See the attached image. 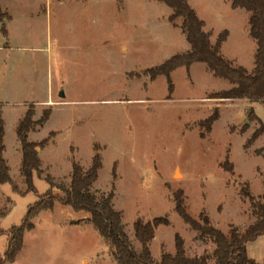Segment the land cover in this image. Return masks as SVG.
I'll return each mask as SVG.
<instances>
[{
  "label": "rangeland",
  "instance_id": "obj_1",
  "mask_svg": "<svg viewBox=\"0 0 264 264\" xmlns=\"http://www.w3.org/2000/svg\"><path fill=\"white\" fill-rule=\"evenodd\" d=\"M191 1L213 33L233 19L240 28L247 25L249 13L230 17L226 0ZM170 12L157 0H0V100H13L6 109L8 123L23 114L25 102H39L48 88L53 91L52 104L44 106L49 119L36 136L40 142L53 133L39 151L43 172L33 179L36 195L25 192L19 174L15 127L5 138L9 175L20 192L0 184V256L10 228L22 223L27 207L47 190L44 176L68 187L72 161L86 170L94 145L102 167L89 192L99 198L113 185V206L132 248L140 251L133 236L136 219H168L149 243L155 261L162 251L174 253L179 234L187 257L207 256L213 263L211 239L174 211L178 191L192 218L204 212L224 234L231 226L243 232L255 222L239 189L247 184L256 200L264 192V134L246 146L259 122L264 126V104L210 99L228 83L201 66L175 69L171 94L164 76L151 81L142 74L185 51V38L168 21ZM36 108L39 118L43 110ZM249 108L257 122L249 121ZM215 110L219 116L206 133L199 122ZM226 159L233 174L220 166ZM85 215L59 203L40 212L11 264H112ZM246 254L264 264V235L246 244Z\"/></svg>",
  "mask_w": 264,
  "mask_h": 264
},
{
  "label": "trees",
  "instance_id": "obj_2",
  "mask_svg": "<svg viewBox=\"0 0 264 264\" xmlns=\"http://www.w3.org/2000/svg\"><path fill=\"white\" fill-rule=\"evenodd\" d=\"M171 10L168 21L174 27H178L185 36L190 50L178 53L170 57L161 65L146 69L142 74L148 75L151 81L158 76H164L168 84L169 94L173 91L170 73L179 67L188 69L193 63H203L214 77L228 80L235 86L229 90L210 94V99L235 100L248 99L250 102L258 101L264 104V0H229L232 9H243L249 13V36L256 42L254 54V68L248 72L241 66L234 65L225 59L220 52L221 44L226 40V30L218 34L212 44L209 40L210 33L205 32L204 22L200 20L195 11L188 5L187 0H158ZM1 20V14H0ZM179 21V22H178ZM2 33L6 31L2 27ZM132 76L138 77L135 73ZM50 116V110L42 111L39 119L34 120L33 106H29L22 119L18 122L15 134L20 145L21 163L20 175L26 186V193L37 194L34 185V176L38 178L42 174L39 150H42L50 140L53 133L40 142L28 140L29 132L42 127ZM215 110L208 118L199 122L206 133H210L211 126L218 118ZM249 121L256 120L252 110L248 112ZM247 128V127H246ZM264 134V126L259 122V127L252 133L246 146ZM202 136V135H201ZM4 121L0 104V184H8L15 193H19L9 175V167L3 158L4 152ZM94 154L89 167L84 170L77 162L72 161L68 187L56 184L50 175H45L43 180L47 184V190L40 194L38 200L27 207L22 223L10 228L7 234V246L0 256V264L13 263L23 246V238L26 232L33 229V220L42 211L52 210L55 203L69 206L73 211L84 212L88 215L94 230L102 239L107 254L113 264H209V257H187L184 250V242L179 234L174 235V253L161 252L158 261H155L149 249V243L154 238L155 229L159 226H168L166 217H155L148 222L136 219L133 222V236L140 244V251H135L124 231L121 222V212L113 206V185L109 192L101 194L99 198L89 192V188L98 178V172L102 167V159L99 146H93ZM223 171L233 174V166L226 159L221 165ZM115 165L113 167V178ZM59 194H55L54 191ZM240 196L250 204L252 212L256 216L254 223L250 224L243 232L231 226L228 233L224 234L214 228L204 212L198 216V220L192 218L186 211L183 194L178 191L174 195V211L192 230L199 232L201 237L211 239L215 248L212 252V264H256L246 254V244L264 235V192L256 200L250 193L247 184H242L239 189ZM3 216V213H0Z\"/></svg>",
  "mask_w": 264,
  "mask_h": 264
},
{
  "label": "crops",
  "instance_id": "obj_3",
  "mask_svg": "<svg viewBox=\"0 0 264 264\" xmlns=\"http://www.w3.org/2000/svg\"><path fill=\"white\" fill-rule=\"evenodd\" d=\"M158 1V0H157ZM188 2V5L195 11V8L192 4V1L191 0H187ZM223 3V6L225 7V10L227 11V13L229 14V16L231 17L233 15L234 16H242V14H246V13H243V12H246L245 10L243 9H232L231 8V3L229 0H226V1H222ZM170 10V9H169ZM171 11V10H170ZM196 12V11H195ZM248 13V12H247ZM171 14V12H170ZM169 14V15H170ZM168 15V17H169ZM197 17L199 18L198 14L196 13ZM248 18H249V14L245 16V20L247 21V25H243L242 28L238 27V23H237V20L234 21V19L229 23L227 24V26H219L217 28V30L215 31V33H213V30L210 29L207 25V22L202 20L201 18H199L200 20H202L204 22V28L203 30L205 32H208L210 33V42L212 44L215 43L216 41V38L218 36L219 33H221L222 31L226 30L228 32V35H227V38L226 40L221 44L220 46V52L221 54L223 55V57L229 61H231L233 64L235 63L236 66H241L243 67L244 69H246L248 72H251L254 68V54H255V51H256V42L249 36V26H248ZM172 25V24H171ZM173 26V25H172ZM174 27V26H173ZM176 29L179 30V32L182 34L181 30L178 28V27H174ZM183 35V34H182ZM183 37L185 38V36L183 35ZM186 41V39H185ZM187 46L185 48V51L183 52H186V51H189L190 50V46L189 44L186 42ZM182 52V53H183ZM193 65H196V66H201V68H205L204 70L209 72V74L211 76L212 73L207 69L206 65L203 64V63H193L190 65L193 66ZM203 66V67H202ZM189 67V68H190ZM189 70V69H188ZM173 72V71H172ZM171 72V73H172ZM170 73V74H171ZM214 77V76H213ZM214 78H217L223 82H227L228 83V87L225 89V90H220V91H217V92H212L211 94L213 93H218V92H221V91H226V90H229L231 89L232 87H234L235 85L230 83L228 80L226 79H223V78H219V77H214ZM47 95L46 97L42 98L41 100H39V102H25V105H24V111H23V114L21 115V113L19 114H16V116L11 120L12 122L9 124L8 121H7V112H6V109L10 108V105H12L13 103V100H11L10 98H7V100H0V104H1V111H2V118H3V121H4V139H3V143H5V138L7 136V133L8 131L10 132V130L13 129V127H15L16 129V126L18 124V122L22 119V117L24 116L25 112L27 111L26 109V105L28 104H31L32 106H34V120H37L39 119L38 118V109L36 108V105L39 104L40 105V109L42 110H45L44 109V106H50L53 102L52 98V94H53V91L50 88L47 89ZM216 100V99H215ZM236 100H245V102L247 103L248 106L251 105V102L248 100V99H235V100H225V101H236ZM223 102V101H222ZM36 104V105H35ZM47 109V108H46ZM252 110V108H249L248 111ZM42 113V112H41ZM256 117V116H255ZM48 121V120H47ZM257 117H256V120H253L251 123H254V122H257ZM46 124V123H45ZM44 124V125H45ZM43 125V126H44ZM42 127H39L37 128L36 130L32 131V132H29L28 134V140L31 141V142H36V136L38 135V133L41 131V129L43 128ZM258 128V127H257ZM39 129V130H38ZM38 130V131H37ZM256 130V129H255ZM254 130V131H255ZM16 136V134H15ZM260 137V136H259ZM17 139V137H16ZM38 140V139H37ZM18 142V140H17ZM19 143V142H18ZM20 150V145H18V148ZM41 151V150H39ZM21 152V151H20ZM6 149H5V145H4V152H3V158L5 159L6 163H7V157H6ZM40 154V152H39ZM20 158H21V154H20ZM40 158V156H39ZM41 162V160H40ZM20 163H21V160H20ZM19 174H20V164H19ZM13 181V180H12ZM54 207V206H53ZM53 209V208H52ZM52 211V210H50ZM42 212H49V211H42ZM76 212V211H75ZM81 212V211H80ZM84 213V212H83ZM39 215V214H38ZM37 215V216H38ZM36 216V217H37ZM87 216V217H86ZM35 217V218H36ZM86 218H88V215H85ZM83 217V218H85ZM35 220V219H34ZM34 225V223H33ZM34 229V227H33ZM32 229V230H33ZM32 230H30L29 232H31ZM29 232H26V233H29ZM25 233V234H26ZM25 234H24V237H25ZM23 242H24V238H23ZM104 244V243H103ZM23 248V246H22ZM106 248V247H105ZM22 250V249H21ZM20 250V251H21ZM20 253V252H19ZM18 253V254H19ZM17 254V256H18ZM17 256L15 258V260L17 259ZM109 260L111 261V263L113 264L111 258L108 256ZM14 260V262H15ZM86 259L83 258L82 259V263L85 261ZM13 262V263H14ZM5 264H9V263H5ZM11 264V263H10Z\"/></svg>",
  "mask_w": 264,
  "mask_h": 264
},
{
  "label": "bare ground",
  "instance_id": "obj_4",
  "mask_svg": "<svg viewBox=\"0 0 264 264\" xmlns=\"http://www.w3.org/2000/svg\"><path fill=\"white\" fill-rule=\"evenodd\" d=\"M177 176H179V175L177 174Z\"/></svg>",
  "mask_w": 264,
  "mask_h": 264
}]
</instances>
